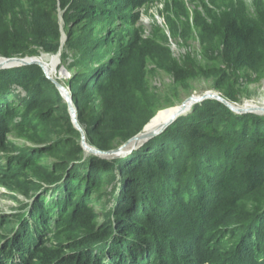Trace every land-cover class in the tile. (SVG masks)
<instances>
[{"label":"trees","instance_id":"obj_1","mask_svg":"<svg viewBox=\"0 0 264 264\" xmlns=\"http://www.w3.org/2000/svg\"><path fill=\"white\" fill-rule=\"evenodd\" d=\"M16 1L0 0V57H69L77 121L100 151L125 143L158 110L160 95L150 94L145 78L150 62L172 75L174 89L193 73L167 46L142 41L136 28L117 30L113 17L135 0H110L105 14L59 0L62 28L57 1L30 0L20 9ZM100 23L111 27L113 54L108 39L94 34ZM212 29H221L217 58L230 75L264 72V19L243 23L232 10L201 23L207 41ZM226 74L212 89L236 101ZM191 109L127 155L101 158L84 152L66 102L39 65L0 69V152L18 153L5 155L0 173L38 174L31 189L46 183L53 194L36 196L19 228H10L0 264H264V114L236 113L216 99ZM10 132L34 146L13 150ZM62 230L75 231L71 240L43 246Z\"/></svg>","mask_w":264,"mask_h":264},{"label":"rangeland","instance_id":"obj_2","mask_svg":"<svg viewBox=\"0 0 264 264\" xmlns=\"http://www.w3.org/2000/svg\"><path fill=\"white\" fill-rule=\"evenodd\" d=\"M55 1H57L56 12H58L59 19H62V10H60L58 4L59 0ZM109 1L110 0H79L83 8L89 7L88 4H91L92 7L96 8L99 14H105V9L111 5ZM135 3L137 4L136 7L123 11L121 15H115V17H113L117 30L123 31L127 26L136 28L142 41H151L156 44L167 46L173 60L193 71L191 76L184 79L186 81L182 86L174 89L172 86L174 78L165 68L161 67L160 63L150 62L147 65L145 69V78L148 89L151 91L150 94L153 95L154 92H156L160 95V98L157 103L158 110L149 119L146 127H148L154 119L163 122L190 96H198L201 95V93L207 92L216 93L217 91L212 89V85L214 81L220 77L222 72L227 73L224 76L229 75V80L226 82L225 87L232 85L237 96L236 101L230 102L233 106L243 108L264 107L263 68L238 72V78L232 74L230 75V72L217 58V48H219L221 42V29H212V34L207 36L208 41L200 32L201 23L212 25L214 21L232 10L237 13L243 23L259 22L264 19V0H135ZM25 4L29 5L30 0L16 1V6L19 9L25 6ZM132 5L134 4L130 3V6ZM133 21L134 23L132 24ZM61 24H63L62 20ZM93 27L96 37L102 40L104 39L105 42L108 39L106 45L109 49L104 48L105 50L107 49L110 54H113L116 48L114 47V41H111V27L104 23L94 25ZM72 29H75V27L72 26ZM66 38L67 36L63 33L61 38V49L62 43L64 45ZM58 52L55 54L41 52L39 56L34 57L39 60L40 64L37 65L40 66L42 72L46 76H49L47 78L53 81L54 84L57 83V86L60 85L65 88L69 93L68 81L72 77V70L69 69L71 59L68 57V59L63 62L62 56L60 55L61 51L59 52V56L57 55ZM49 69L51 71L50 73H48ZM46 73H48V75ZM58 91L61 95L60 88ZM63 101L66 102L64 98ZM95 104H98L97 100ZM67 108L69 115L72 113L71 110L76 112V106L72 102L69 103V107L67 106ZM73 114L70 115V121L76 128V119L74 120ZM79 133L80 144H82L81 132L79 131ZM6 138L10 142V147H12L13 150H29L34 146V144L26 141L23 135H19L16 132L8 133ZM8 150L10 149L8 148ZM84 152L88 153L85 150ZM6 154L12 158H16L18 155L17 151H15L14 154L8 152H6ZM6 154L0 152V163L5 161ZM119 156L125 155L121 154ZM107 157L110 156L101 158ZM46 159L52 161L54 157L47 156ZM0 174V257H2L3 254L8 251L3 248V245L6 243V239L12 237L10 228L15 230L19 228V224L23 220L22 218L30 214V210L34 207L36 196L43 195V198L48 200L53 194H49L50 190L48 192L45 191L49 186V184L46 183H40L42 186L31 189L33 183H38L42 180V176L38 174L34 175V173L31 172H23L21 177L15 179L6 177L3 172ZM25 179H27L29 183L24 182ZM94 220L97 221L98 224L103 221L100 215ZM63 231L65 230H62L61 234L57 236H49L51 241L47 244H43V246L49 248L51 245H55L56 242L63 244L71 240L70 238L75 233V231H72L68 234L66 231ZM6 233L9 234L4 238L3 235ZM80 234V236H84L85 232ZM80 236L75 239H78ZM13 247L8 261L15 256V248L17 247ZM34 256L29 258L30 262L36 259L37 256L35 259Z\"/></svg>","mask_w":264,"mask_h":264},{"label":"water","instance_id":"obj_3","mask_svg":"<svg viewBox=\"0 0 264 264\" xmlns=\"http://www.w3.org/2000/svg\"><path fill=\"white\" fill-rule=\"evenodd\" d=\"M61 20L62 19H59L60 25H61ZM61 28H62V25H61ZM57 55L59 56V52ZM31 63L40 64L39 60L35 59V57H26V58L0 57V68H11L14 66L27 65V64H31ZM46 74L48 75V73H46ZM47 77H49V76H47ZM55 85H56V87H58V89L60 88L61 96L65 99L67 106L69 107V103L72 102V97L70 95V92L68 93V91L60 85L57 86L58 85L57 83H55ZM205 99L219 100L223 104H225L229 109H231L233 112H236V113H251L252 112V113H257V114H264V107H262V106H260V107H247V108L233 106L229 101H227L221 95H219L218 93H214V92H207V93H203V94L198 95V96H190L187 99H185L177 107L174 114H172V116L166 122L161 124L159 127L151 130V129H147L146 125H145L139 133H137L136 135L131 137L129 140H127L125 143L120 145L118 148L113 149V150H109V151H100V150L90 146L88 143H86V141L84 140L85 139L84 132L81 129V127L77 121L76 112L74 110H71L72 113L70 115H72L74 113L73 118H74V120L76 119L75 125H76V128L81 132V140H82L81 145L85 151H87L88 153H91L93 155L99 156V157H104V156L115 157V156H119L121 154L126 155L130 151H133V149L140 146L143 142H145L146 140H148L152 136H155L158 133H160L161 131H163L178 116L187 113L191 109V106L193 104L201 102Z\"/></svg>","mask_w":264,"mask_h":264},{"label":"bare ground","instance_id":"obj_4","mask_svg":"<svg viewBox=\"0 0 264 264\" xmlns=\"http://www.w3.org/2000/svg\"><path fill=\"white\" fill-rule=\"evenodd\" d=\"M43 60H44V58H43ZM51 71H50V69H49V71H48V73H50ZM172 114H174V113H172ZM172 114H170L169 116H168V118L167 119H165L163 122H159L158 120H152V122L150 123V125H148V127H146L147 129H151V130H153V129H155V128H157V127H159L161 124H163L164 122H166L171 116H172Z\"/></svg>","mask_w":264,"mask_h":264}]
</instances>
